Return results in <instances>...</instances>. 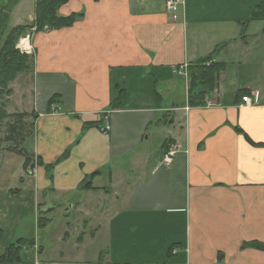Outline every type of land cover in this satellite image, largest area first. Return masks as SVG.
Segmentation results:
<instances>
[{
	"label": "crops",
	"instance_id": "1",
	"mask_svg": "<svg viewBox=\"0 0 264 264\" xmlns=\"http://www.w3.org/2000/svg\"><path fill=\"white\" fill-rule=\"evenodd\" d=\"M245 1L184 0L174 21L165 0H69L58 15L81 14L72 26L32 31L33 70L9 83L4 103L8 114L32 115L35 166H22L21 188L6 192L38 214L33 236L6 242L0 226V255L30 237L14 264H264V251L246 246L264 245V80L227 72L260 59L250 40L259 33L241 37L254 6ZM23 8L12 28L33 22L34 6ZM209 55L225 69L204 104L190 106L175 69ZM166 139L176 150L169 166ZM98 171L94 189H81ZM53 215L64 226L42 241Z\"/></svg>",
	"mask_w": 264,
	"mask_h": 264
},
{
	"label": "trees",
	"instance_id": "2",
	"mask_svg": "<svg viewBox=\"0 0 264 264\" xmlns=\"http://www.w3.org/2000/svg\"><path fill=\"white\" fill-rule=\"evenodd\" d=\"M2 1V2H1ZM20 0H0V125L4 121L14 120L12 123H6L8 140H11L14 135L20 136L23 133L22 127L24 126V119L29 116L27 114H8L5 110L4 99L11 95L12 91L9 88V83L12 82L19 74L28 73L33 70V57L28 54L21 53L16 48L21 37H24L28 32H40L44 30L61 29L72 26L75 21L80 18L81 14H72L70 16H59L58 9L65 5L69 0H35L34 4V20L28 25H19L14 28L8 27L9 17L12 6L16 5ZM251 6L250 18L247 22L251 21H264V0H258L256 3L245 1ZM247 26H242L241 37L243 38ZM225 69V63L214 61V56L209 55L198 61L197 64L191 65L189 71V87H188V104L190 106H201L204 104L206 94L213 90L217 82V78L221 71ZM241 93L247 92L241 90ZM121 96L111 105V108H117L120 103ZM55 97L50 99L52 104ZM32 129V123L30 124ZM33 130L24 138L23 146L21 149H12L11 152L23 158V168L31 171L35 164L33 155L28 144L32 139ZM26 138L29 139L28 143ZM172 144L171 139H166L162 144L163 155L170 149ZM66 154L64 155V157ZM38 164L42 165L39 161ZM100 174V171L93 173L89 179L83 181L81 189L90 190L94 189L92 185V178ZM50 219L40 217L38 220V227L44 228ZM2 234L0 233V236ZM28 242L33 245V240ZM27 241L18 239L14 243L9 244L4 253L0 255V264H14L21 261V253L23 246ZM250 246L264 251V245L260 243H249Z\"/></svg>",
	"mask_w": 264,
	"mask_h": 264
},
{
	"label": "rangeland",
	"instance_id": "3",
	"mask_svg": "<svg viewBox=\"0 0 264 264\" xmlns=\"http://www.w3.org/2000/svg\"><path fill=\"white\" fill-rule=\"evenodd\" d=\"M252 3H257L258 0H249ZM2 2V1H1ZM22 3V4H19ZM35 4V0H20L19 2L16 3V5L12 6L10 15L12 12H16L18 9V5H24L23 8V13H25L27 10L32 11L33 6ZM13 25V19H10L8 23V27L12 28L11 26ZM264 28V21L260 22H250V28L247 29L246 35H252L259 33L254 39H250L251 41H258L256 44V48L260 51V59H257L256 56L254 59H248L246 58L243 63L248 65L250 67L249 72H244L243 68L239 67H229L227 72L230 73V76L233 77L235 80L236 76L240 77H248L251 80H254L256 82L262 83L264 80L263 77V72L264 69L260 67L261 64H263V53H264V38L262 37V29ZM239 30V28H236V31ZM258 30V31H256ZM32 32H28L25 34V36L30 35ZM24 36V37H25ZM239 37V35H238ZM249 40V39H248ZM244 43L241 44L243 47ZM230 49V48H229ZM227 51V50H226ZM226 51H223L221 53L224 54ZM262 53V54H261ZM240 54V53H239ZM239 54L236 55L237 62L240 61ZM32 55V54H31ZM32 57V56H31ZM235 70L238 71V74L235 72ZM187 86L190 81L189 79V71H188V77L187 79ZM185 80L183 78L179 79V84L177 85V92L180 98L186 94V89H185ZM11 111V109H9ZM14 120H6L2 125H0V226L1 229L3 230L2 233L6 235L5 241L7 242L8 236L11 235L12 233H17L21 230L27 232V229L31 231L30 236H33L36 228V210L35 208L32 207V202L31 200L27 201H22L19 196V194L16 195H8L6 190L10 188L14 189H20L21 185L18 183V179L20 174L22 173V162L23 158L12 153V149H21L23 146V140L26 135L31 133V119H24V126L22 127L23 133H26L25 135L20 134L14 135L11 140L6 139L5 137L7 136L6 132V123L7 122H13ZM165 138V136H164ZM27 143L29 141L28 138H26ZM155 146V152H158L159 150V143L158 141L154 142ZM30 170V169H28ZM32 171V170H31ZM29 171V172H31ZM28 173V172H27ZM8 211V212H7ZM3 213H6L7 216L3 217ZM54 216V215H53ZM45 219H49L48 216H44ZM52 217V215H51ZM52 223L49 225L51 228V234L47 235L45 234L44 230L39 231V239L42 241L46 242H55L54 241V234L55 231H59L60 228L64 226V221L61 220L59 217L54 216L52 218ZM70 226L74 225L73 221H70ZM30 237L24 238L25 241H27L26 244L30 245L28 242H31V239H28ZM34 242V241H33ZM26 260H28L29 256H25ZM31 258V256H30Z\"/></svg>",
	"mask_w": 264,
	"mask_h": 264
},
{
	"label": "built area",
	"instance_id": "4",
	"mask_svg": "<svg viewBox=\"0 0 264 264\" xmlns=\"http://www.w3.org/2000/svg\"><path fill=\"white\" fill-rule=\"evenodd\" d=\"M184 4H185L184 0H165V9L167 13L170 15L172 20L174 21L178 20L179 12L182 8H184ZM24 41H26V43ZM25 44H27V46H25ZM16 48L19 49L21 53L30 54L31 47L29 45V35L22 37L17 43ZM175 72L185 77H188V64L183 63L179 65L178 67H176ZM242 102L245 105H252L254 103L253 99L249 96H243ZM108 129H109V126L106 125L104 128H102V131L106 133ZM175 154H176V150L169 149L163 155V158H162L163 165L169 166L172 163Z\"/></svg>",
	"mask_w": 264,
	"mask_h": 264
}]
</instances>
